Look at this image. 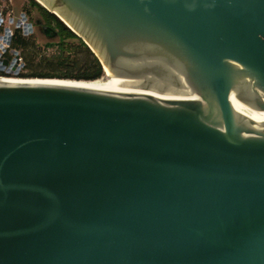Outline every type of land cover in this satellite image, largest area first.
I'll return each instance as SVG.
<instances>
[{"label":"water","instance_id":"obj_1","mask_svg":"<svg viewBox=\"0 0 264 264\" xmlns=\"http://www.w3.org/2000/svg\"><path fill=\"white\" fill-rule=\"evenodd\" d=\"M36 1L121 92L0 82V264H264V0Z\"/></svg>","mask_w":264,"mask_h":264},{"label":"trees","instance_id":"obj_2","mask_svg":"<svg viewBox=\"0 0 264 264\" xmlns=\"http://www.w3.org/2000/svg\"><path fill=\"white\" fill-rule=\"evenodd\" d=\"M26 1L25 12H34L35 20L54 28L57 36L40 41L36 34L23 37L15 31L12 45L21 50L25 62V70L19 76L79 81L101 79L105 71L84 41L36 0ZM48 48L53 51L48 52Z\"/></svg>","mask_w":264,"mask_h":264},{"label":"built area","instance_id":"obj_3","mask_svg":"<svg viewBox=\"0 0 264 264\" xmlns=\"http://www.w3.org/2000/svg\"><path fill=\"white\" fill-rule=\"evenodd\" d=\"M11 0H0V76L21 78L19 75L25 70V62L21 50L12 45L15 31H19L23 37L33 34V21L25 11L14 16ZM31 24V30H29ZM52 52L53 48H48ZM6 61V63H4Z\"/></svg>","mask_w":264,"mask_h":264},{"label":"bare ground","instance_id":"obj_4","mask_svg":"<svg viewBox=\"0 0 264 264\" xmlns=\"http://www.w3.org/2000/svg\"><path fill=\"white\" fill-rule=\"evenodd\" d=\"M40 2L43 3L42 1ZM107 71L108 69L105 68L106 74H107ZM0 82H4V83H57V84H68V85H73V86H78V87L91 88L95 90L121 92V91L100 85L106 82V79H96V80H90V81H74V80L55 79V78L2 77L0 78ZM122 93H125V92H122Z\"/></svg>","mask_w":264,"mask_h":264},{"label":"rangeland","instance_id":"obj_5","mask_svg":"<svg viewBox=\"0 0 264 264\" xmlns=\"http://www.w3.org/2000/svg\"><path fill=\"white\" fill-rule=\"evenodd\" d=\"M26 2H27L26 0H11L10 1L9 7H11V10H12L14 16H17L19 14V12H21V11H27L28 5L26 4ZM27 14L30 17V20H32L34 23L35 13L31 12L30 14L29 13H27ZM34 25H36V24L34 23ZM37 36H38L40 41L45 39L44 37H42L39 34ZM106 78H107V74L105 72L104 76L101 79H106Z\"/></svg>","mask_w":264,"mask_h":264},{"label":"flooded vegetation","instance_id":"obj_6","mask_svg":"<svg viewBox=\"0 0 264 264\" xmlns=\"http://www.w3.org/2000/svg\"><path fill=\"white\" fill-rule=\"evenodd\" d=\"M34 23L36 25H34ZM34 23H33V34H36V35H41L42 37H44L45 39H53V38H56L57 36V33L56 31L54 30V28H52L51 26H47V25H43L39 22V20H34ZM50 27L52 30H48L47 28ZM46 31V33H45ZM52 31L54 32L55 31V34L52 35Z\"/></svg>","mask_w":264,"mask_h":264}]
</instances>
